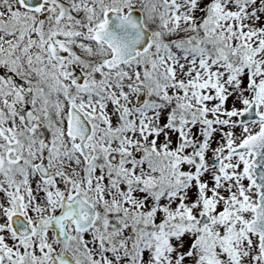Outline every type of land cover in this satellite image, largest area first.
Segmentation results:
<instances>
[{
    "label": "snow or ice",
    "instance_id": "6c2138e0",
    "mask_svg": "<svg viewBox=\"0 0 264 264\" xmlns=\"http://www.w3.org/2000/svg\"><path fill=\"white\" fill-rule=\"evenodd\" d=\"M0 264H264V0H0Z\"/></svg>",
    "mask_w": 264,
    "mask_h": 264
}]
</instances>
